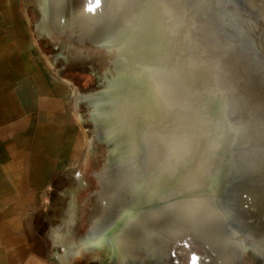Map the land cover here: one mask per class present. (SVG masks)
I'll return each instance as SVG.
<instances>
[{"label":"rangeland","instance_id":"1","mask_svg":"<svg viewBox=\"0 0 264 264\" xmlns=\"http://www.w3.org/2000/svg\"><path fill=\"white\" fill-rule=\"evenodd\" d=\"M128 1L114 0L110 8L114 16L103 15L106 19L98 25L108 34L115 29L121 13L134 15L124 35L119 29L114 33L128 42L135 55L133 63H139L142 72L149 74L146 57L136 43L149 31L156 3L162 5L161 28L167 33L166 47L168 51L172 48L176 64L178 108L173 127L170 120L164 126L169 130L164 129L167 137L164 135L162 141V155L152 145L155 133L151 134V125L143 122L141 115L134 114L130 119L123 115L119 132L122 136L118 134V138L122 141L125 135L135 140L131 146L139 160L137 171L144 174L145 194L163 167L174 166L170 174L164 175L175 178L177 187H163L158 193L151 191L148 202L138 210L139 218L129 228L132 239L127 253L122 255L114 246L105 258L97 248L85 246L81 239L91 220L104 214L99 191H106V185L93 172L103 164L106 144L96 138L91 106L79 99L74 110L82 130L80 154L75 166L59 177L50 201L52 228H46V235L54 264H264V0ZM22 3L33 34L53 67L72 79L78 93L101 89L113 54L89 42L81 44L75 38L68 39L53 28L40 33L36 22L41 12L35 0ZM116 14L120 16L117 18ZM163 67L169 69L166 55ZM164 80L169 82V76L164 75ZM101 119L102 125H106V108ZM116 180H109L108 184ZM174 199L183 201H178L184 211L179 219V236L162 238L156 246L153 243L151 247H140L147 226L142 224L144 210ZM72 214L77 217L75 224ZM167 215L172 216L167 213L164 220ZM189 224L197 229L190 231ZM149 237L156 238V230H151Z\"/></svg>","mask_w":264,"mask_h":264},{"label":"bare ground","instance_id":"2","mask_svg":"<svg viewBox=\"0 0 264 264\" xmlns=\"http://www.w3.org/2000/svg\"><path fill=\"white\" fill-rule=\"evenodd\" d=\"M35 2L41 12L40 17L36 22V29L40 33H47L51 28H53L57 33L65 35L68 39L75 38L81 44L89 42L92 45L103 48L107 52H111L113 54V58L110 62L111 65L106 68L107 75L104 77L105 84L103 85V87L101 89H96L95 91L84 94L75 93L76 99H83L90 104L91 120L94 122L96 127V138L106 144V154L103 164L98 170H95L93 172V175L100 182H104V184L106 185V191H99L100 197L104 203V214L102 215V217L97 215L91 220L90 226L82 237L81 242L91 249L97 248L98 251L102 253V257L105 256V258L110 256L114 246L120 249V252L123 255V253L128 252L126 251L127 244L132 239V234H129V228H131L132 223L136 222V220L139 218L140 215L138 216V210L148 202V196L151 191L154 190L158 193V190L163 187H177L175 178L170 179L168 175H164L165 172L170 174L174 166L163 167L159 172V175L156 177L154 181L155 183L153 181L150 182L151 189L148 194H145V187L143 183L144 174L137 171V164L139 160L137 159V154L134 153V149L131 146V142L135 140L131 141L129 137L126 138L127 136H125L124 134V140L122 139L121 141V139L118 138V134H120L119 132L122 130L121 117L124 115V117H128L126 119H130V116H133L134 114L138 116L141 115L142 117H144L143 122H147L151 125V131L153 130L151 134L155 133L154 138L152 139L154 140L152 141V145H154L155 149L157 148L156 150L158 151V153L160 150L161 153L159 154L162 155L164 153V143L162 141H164V135H166L164 129L166 132L169 130H166L164 126H166V121L169 120L171 121L169 123H171V125H174L176 119V108H178L176 100V97L178 96V94L176 93V64L174 61V54L171 53L172 48H170V50L168 51L166 47L168 44L167 33L164 31V28H161L162 24L160 23V9L162 8V5L159 2L156 3V11L153 13L154 15L151 19L152 23L149 31H146V35L142 32L143 36L140 37V39L138 40L139 42L136 43V45H139L138 49L142 50L147 60L149 74H145L142 72L141 65L139 63L135 64L133 63V60H131L135 57V55L129 49L128 42L123 40L121 41V36L125 33L124 30H127V26L132 24L135 16L126 13L122 15L121 13V18L118 19L117 23H115V26L113 27L115 29L112 32H108L110 36L106 31L103 30V28L99 27L98 25L99 23L105 21L106 18L104 19L103 15L109 16V18H112V16H114L113 14L115 13L110 10L114 0H100V5L94 12L89 11L88 6L90 3L94 4L95 0H35ZM127 6L128 5H126V7ZM119 10L117 11L118 14L120 13ZM142 15L144 17L143 13H141L140 16ZM117 16L118 15L116 14L115 17ZM118 29L122 32L121 36L119 35V37L114 33L115 30ZM208 46L209 45H207V47ZM215 50L217 51V49ZM165 55L169 61V69L163 67ZM164 75L169 76V82L168 80H164ZM222 76L224 75L222 74ZM190 105L192 104L190 103ZM241 105L242 103L240 104V106ZM216 106L218 107V105ZM104 108H106L109 112V119L106 125H102L101 123V116ZM186 116L188 115L186 114ZM173 125L171 127H173ZM179 127L181 126L179 125ZM148 135L149 133L147 134V136ZM120 136L122 135L120 134ZM132 137H135V135H133ZM145 138L146 137H144L143 139ZM148 139L151 140V138ZM160 142H162V145ZM142 143L145 144L143 140ZM174 148V141H172L170 150H174ZM148 152L150 153V151ZM147 155L149 156V154ZM150 157H148L150 161L152 159L153 161H155L152 156ZM119 163L120 168L117 169ZM156 164L158 165V163ZM150 165L152 166V164ZM151 166L150 168H152ZM112 167L115 168L114 171H110ZM113 179H117V182H115L114 184H108V181ZM178 201L174 199L172 202H167L168 204L163 203L160 207H157L155 209L144 210L142 224H146L147 226L144 225L145 233L144 237L142 238L143 240L140 242V247H151L153 243H155L156 246L162 238L164 239L171 236H179V228L181 227L179 226V219L181 214H184V211H182V207L180 209L179 206L183 201L181 200L182 202L180 201V204L178 203ZM187 211L189 212L188 209ZM208 212L210 213V211ZM167 213H170L172 216L171 218H169L170 216L167 215L168 219L164 220V217ZM188 228L190 231L197 229L191 227V224L188 225ZM151 230H156V238L149 237V232ZM219 236L217 238H219ZM132 250L134 251V249Z\"/></svg>","mask_w":264,"mask_h":264},{"label":"crops","instance_id":"3","mask_svg":"<svg viewBox=\"0 0 264 264\" xmlns=\"http://www.w3.org/2000/svg\"><path fill=\"white\" fill-rule=\"evenodd\" d=\"M76 90L40 47L22 0H0V264H54L52 189L82 144Z\"/></svg>","mask_w":264,"mask_h":264},{"label":"snow or ice","instance_id":"4","mask_svg":"<svg viewBox=\"0 0 264 264\" xmlns=\"http://www.w3.org/2000/svg\"><path fill=\"white\" fill-rule=\"evenodd\" d=\"M99 5H100V0H95V3L94 4L93 3H90L89 4L88 10L94 12L96 10V8L99 7Z\"/></svg>","mask_w":264,"mask_h":264},{"label":"water","instance_id":"5","mask_svg":"<svg viewBox=\"0 0 264 264\" xmlns=\"http://www.w3.org/2000/svg\"><path fill=\"white\" fill-rule=\"evenodd\" d=\"M88 103V102H87ZM88 105L90 106V104L88 103Z\"/></svg>","mask_w":264,"mask_h":264}]
</instances>
